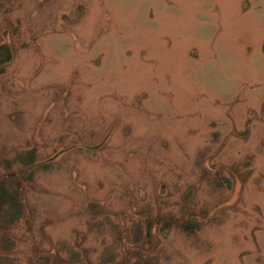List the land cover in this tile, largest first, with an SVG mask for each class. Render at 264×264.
Masks as SVG:
<instances>
[{
    "label": "rangeland",
    "instance_id": "obj_1",
    "mask_svg": "<svg viewBox=\"0 0 264 264\" xmlns=\"http://www.w3.org/2000/svg\"><path fill=\"white\" fill-rule=\"evenodd\" d=\"M0 264H264V0H0Z\"/></svg>",
    "mask_w": 264,
    "mask_h": 264
}]
</instances>
